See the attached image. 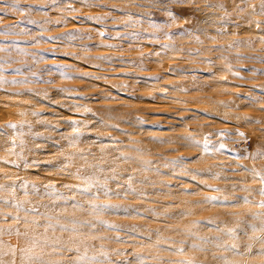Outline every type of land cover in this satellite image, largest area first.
I'll list each match as a JSON object with an SVG mask.
<instances>
[{
  "label": "rangeland",
  "instance_id": "1",
  "mask_svg": "<svg viewBox=\"0 0 264 264\" xmlns=\"http://www.w3.org/2000/svg\"><path fill=\"white\" fill-rule=\"evenodd\" d=\"M262 3L0 0V264H264Z\"/></svg>",
  "mask_w": 264,
  "mask_h": 264
},
{
  "label": "snow or ice",
  "instance_id": "2",
  "mask_svg": "<svg viewBox=\"0 0 264 264\" xmlns=\"http://www.w3.org/2000/svg\"><path fill=\"white\" fill-rule=\"evenodd\" d=\"M76 2L87 3L88 0H76ZM171 2H174V3H183V0H171ZM152 3H153V4H155V3H164V0H152ZM209 6L211 7V6H213V5H209ZM215 7L223 8L224 5H223V4H217V5H215ZM72 10L74 11V9H72ZM165 11H166L167 17H168L169 19H171V20H175V19L177 18L176 15L173 13V11H172L171 9H165ZM261 11L264 12V3L261 4ZM155 27H159V26L156 25ZM103 34H104V33H101V35H103ZM64 35L68 36L69 38H71V39H73V40L76 38L75 35H74L73 33H66V34H64ZM118 35H119V34H118ZM166 35H167V34H166ZM166 47H167V46H166ZM66 55H69V56H70V55H72V54H71V53H68V54H66ZM142 55H143V54H142ZM148 55H151V53H149ZM209 62H211V61H209ZM33 75H36V74L33 73ZM61 75H67V74L62 72ZM80 75H82V76H87L88 74H87V73H81ZM60 91H64V90H63V89H60ZM86 111H90V110L86 109ZM33 114H34V115H37L38 113H33ZM100 122H101V123H104L103 121H100ZM70 123L73 124V125H75L77 122H76V121H71ZM5 127H8V128H15L16 125L13 124L12 122H8V123L5 125ZM113 127H116V126L113 125ZM261 131H264V129H261ZM0 134H2V130H0ZM237 134H238L241 138H245L243 133H239V132H238ZM80 135H81V133H80L77 129L74 128V129H73V133H72V139H79ZM219 135H221V136H227V135H228V131H227V130H224V129L219 130ZM182 139H186L187 141L192 142V143L195 142V138L192 137L191 135H189V136H187V137H182ZM209 142H210L209 138H208V137H205L203 143L207 144V143H209ZM13 143H14V141H13ZM224 147H225L224 144H222V143L219 144V148H224ZM250 155H251L252 158L264 157V147H261V148L259 149V151L253 152V153H251ZM193 158H195V157H193ZM11 163H15V162L13 161V162H11ZM145 163H146V162H145ZM25 166H27V165H25ZM245 168H246V170L253 172L254 175H259V176H260V182H261V185H264V175H260L259 173H257V172L255 171V169H247V166H245ZM129 180H131V177L129 178ZM3 187H4L3 185H0V188H3ZM20 187L26 189V188H27V182L21 183V184H20ZM35 187H36V186L33 185V188H35ZM45 187H47V186H45ZM209 187H211V186H209ZM85 191L90 192L89 189H85ZM124 191L135 192V189L131 188V185L129 184V185L124 189ZM259 193H260V195L264 196V186H262V187L259 188ZM106 194H107V193H106ZM114 194H116V195H120L121 193H120V192H116V193H114ZM0 199H2V198H0ZM206 199H219V197H211V198H206ZM244 199L246 200L247 198L245 197ZM259 203H260V206H261V207H264V200L260 201ZM15 206H16L18 209L23 207V205H22L20 202H17ZM113 207H115V206H113ZM30 210L35 211V209H30ZM17 219H19V217H17ZM49 226L51 227L52 225H49ZM61 227H64V226L61 225ZM252 227H255V226L253 225ZM227 231L231 234V233H233L234 230H233V229H228ZM218 246H219V245H218ZM229 247L232 248L233 250H236V248H237V246H236L235 244H231V245H229ZM248 249H249V251H251V245L248 246ZM260 251H261L262 254H264V248H261ZM185 264H192V262H191V261H187V262H185Z\"/></svg>",
  "mask_w": 264,
  "mask_h": 264
}]
</instances>
